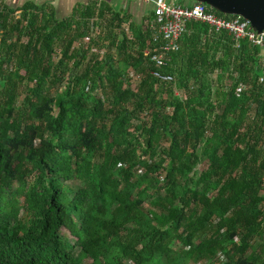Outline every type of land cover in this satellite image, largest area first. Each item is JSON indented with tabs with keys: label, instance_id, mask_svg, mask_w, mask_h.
<instances>
[{
	"label": "trees",
	"instance_id": "1",
	"mask_svg": "<svg viewBox=\"0 0 264 264\" xmlns=\"http://www.w3.org/2000/svg\"><path fill=\"white\" fill-rule=\"evenodd\" d=\"M149 38L0 0V264H264V48L191 21L157 70Z\"/></svg>",
	"mask_w": 264,
	"mask_h": 264
},
{
	"label": "built area",
	"instance_id": "2",
	"mask_svg": "<svg viewBox=\"0 0 264 264\" xmlns=\"http://www.w3.org/2000/svg\"><path fill=\"white\" fill-rule=\"evenodd\" d=\"M152 6V17L144 23L149 34V47L144 56H149L150 62L157 70L167 64V56L179 49V40L186 32V25L191 21L207 24L215 32L225 31L231 34L235 41L246 39L250 44L264 48V31L257 33L249 21L240 16H218L209 11L201 3L178 5L166 0H143ZM152 73L160 83H171L172 77L158 71ZM264 83V76L259 79Z\"/></svg>",
	"mask_w": 264,
	"mask_h": 264
},
{
	"label": "crops",
	"instance_id": "3",
	"mask_svg": "<svg viewBox=\"0 0 264 264\" xmlns=\"http://www.w3.org/2000/svg\"><path fill=\"white\" fill-rule=\"evenodd\" d=\"M166 1L168 2V0ZM16 2L22 5L26 2L48 5L54 9L59 18L69 17L77 8L86 7L93 3L106 6L113 13H120L122 16H127L137 25L144 24L152 17V6L143 0H16ZM190 4L191 2H185L183 5ZM22 5L10 6L20 7Z\"/></svg>",
	"mask_w": 264,
	"mask_h": 264
},
{
	"label": "water",
	"instance_id": "4",
	"mask_svg": "<svg viewBox=\"0 0 264 264\" xmlns=\"http://www.w3.org/2000/svg\"><path fill=\"white\" fill-rule=\"evenodd\" d=\"M201 3L226 16H240L257 33L264 31V0H188Z\"/></svg>",
	"mask_w": 264,
	"mask_h": 264
},
{
	"label": "rangeland",
	"instance_id": "5",
	"mask_svg": "<svg viewBox=\"0 0 264 264\" xmlns=\"http://www.w3.org/2000/svg\"><path fill=\"white\" fill-rule=\"evenodd\" d=\"M6 4L8 5H12V6H17V5H22L18 2H16V0H4ZM168 2L172 3V4H178V5H183L185 2L190 3V1L188 0H168ZM134 80V77H133ZM135 81H133L132 85H131V89L134 90L135 89ZM72 241V238H70Z\"/></svg>",
	"mask_w": 264,
	"mask_h": 264
}]
</instances>
